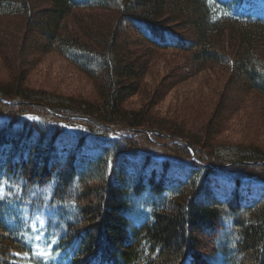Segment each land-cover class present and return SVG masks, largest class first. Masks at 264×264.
I'll return each instance as SVG.
<instances>
[{
  "label": "trees",
  "instance_id": "trees-1",
  "mask_svg": "<svg viewBox=\"0 0 264 264\" xmlns=\"http://www.w3.org/2000/svg\"><path fill=\"white\" fill-rule=\"evenodd\" d=\"M253 2L0 0L1 20L18 18L14 32L0 28V54L55 51L99 82L102 101L33 92L19 77L0 86V264L37 258L9 226V205L30 229L41 224L50 257L65 264H264V153L209 148L123 106L155 52L185 53L191 74L226 66L238 96L220 95L201 130L213 139L229 105L264 95V18L244 10ZM81 10L118 15L104 29L95 16L77 17Z\"/></svg>",
  "mask_w": 264,
  "mask_h": 264
},
{
  "label": "rangeland",
  "instance_id": "rangeland-1",
  "mask_svg": "<svg viewBox=\"0 0 264 264\" xmlns=\"http://www.w3.org/2000/svg\"><path fill=\"white\" fill-rule=\"evenodd\" d=\"M254 1L255 6L250 11L264 14V0ZM75 14L77 17L95 16L91 21L104 29L112 27L118 15L115 10H81ZM17 19L9 20L7 25L0 18V28L14 32L13 22ZM72 21L70 19V24ZM125 27L128 29L127 25ZM16 33L20 34L19 28ZM125 34L130 41L136 37L130 30H126ZM184 34L188 38L191 36L189 31ZM226 36L223 49L228 52L234 46V41L230 34ZM139 48L141 52L145 51V48ZM16 57L9 49L0 54V86L11 85L13 78L19 77L23 85L33 92L101 105L99 82L86 77L57 52L22 56L20 60ZM149 61L150 67L142 79V89L126 100L123 104L125 110L148 112L155 119L176 125L177 132L184 138L194 142L196 139L204 141L209 148L243 147L264 153V95L249 93L240 106L234 103L229 105V110L226 109L227 119L219 134L205 141L201 130L211 119L220 95L232 100L238 96L236 81L231 82V69L210 65L200 73L191 74L185 69L188 55L174 51L155 52ZM174 176L172 174L170 177ZM6 214L11 223L9 226L21 231L29 242H33L38 254L35 264H65L49 256L39 232L41 225L33 224L30 229L27 216L17 206H7ZM209 238L206 234V239Z\"/></svg>",
  "mask_w": 264,
  "mask_h": 264
}]
</instances>
